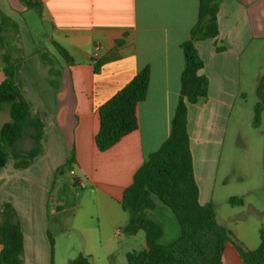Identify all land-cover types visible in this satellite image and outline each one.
<instances>
[{
  "label": "crops",
  "instance_id": "1",
  "mask_svg": "<svg viewBox=\"0 0 264 264\" xmlns=\"http://www.w3.org/2000/svg\"><path fill=\"white\" fill-rule=\"evenodd\" d=\"M14 1L0 0V32L5 39L1 15L19 27L12 14ZM214 1L219 33L196 41L209 89L206 96L189 105L188 131L199 199L203 204L212 202L217 220L227 227V220L219 217L217 198L229 201L249 193L252 182H244L247 174L235 170L234 161L244 128L264 126V0ZM40 2L37 12L50 32L47 43L36 52H26L17 32L12 56L17 62V82L34 116L43 121L45 134L30 165L17 168L15 159L9 158L1 169L0 204L10 202L19 213L25 236L24 264L51 257L47 190L57 178L55 171L66 164L74 149L76 163L71 172L75 183L96 204L88 214H82V206L75 215L77 224L68 228L81 232L83 244L102 245L107 256H112L114 239L121 238L129 220L122 207L124 190L170 134L184 68L181 44L197 23L199 0ZM96 45H100L97 57ZM96 63L100 64L98 71ZM146 66L151 72L150 85L138 105L139 127L112 148L99 151L95 143L99 107ZM3 78L0 56V82ZM259 102L263 111L260 125L255 127L252 112L255 114ZM10 119L9 107L0 108V130ZM254 139L257 145L261 137ZM24 141L28 145L22 151L37 147L31 136ZM235 180H239L236 186H230ZM127 239L123 264H127L128 251L147 247L144 232ZM79 254L88 256L93 264L92 251L82 249ZM225 255L226 250L223 261Z\"/></svg>",
  "mask_w": 264,
  "mask_h": 264
},
{
  "label": "trees",
  "instance_id": "2",
  "mask_svg": "<svg viewBox=\"0 0 264 264\" xmlns=\"http://www.w3.org/2000/svg\"><path fill=\"white\" fill-rule=\"evenodd\" d=\"M30 8L40 11V0H22ZM218 6L214 0H199V17L190 31V38L181 44L184 68L180 77V98L172 120L168 138L159 149L150 154L134 174L133 182L124 190L122 207L129 214L124 232L136 235L145 233L147 247L126 253L127 264H224L223 255L230 243L243 264H264V229L260 230V245L245 248L236 242L232 232L219 223L212 202L201 203L199 186L194 173L193 154L188 131V107L206 96L209 78L203 73L205 61L196 41L215 37L219 33ZM61 53L70 59L67 51L57 42ZM0 51L3 80L0 82V108L9 107L10 121L0 130V171L12 156L17 168L27 167L39 154L44 138V124L35 117L16 79V64L0 32ZM100 64L96 63L98 71ZM150 68H142L109 100L99 107L100 128L95 135L99 151L116 145L124 136L139 127L138 105L146 96L150 85ZM263 105L255 106L253 125L259 127ZM31 136L37 147L26 152L16 150L18 141ZM76 163L74 149L56 173L65 167L72 170ZM77 180L75 179V182ZM155 197L174 213L180 226L179 236L171 243H161L162 225L150 218L148 210L157 206ZM232 205L242 199L231 197ZM50 264H55V238L50 231ZM0 264H24L25 236L15 206L0 204ZM70 264H91L88 256L79 254Z\"/></svg>",
  "mask_w": 264,
  "mask_h": 264
},
{
  "label": "rangeland",
  "instance_id": "3",
  "mask_svg": "<svg viewBox=\"0 0 264 264\" xmlns=\"http://www.w3.org/2000/svg\"><path fill=\"white\" fill-rule=\"evenodd\" d=\"M12 6V14L19 27L9 17L1 15L2 28L7 38L5 41L8 43L9 51L12 54L15 47L13 40L17 36V32L19 43L26 52L38 51L44 43H47L46 38L50 34L49 27L39 18L37 10L30 8L24 1L15 0ZM252 116L254 117V111ZM249 128L251 127L246 126L243 130L245 132L240 140V148L237 152L236 161H234V167L235 170L238 168V172L247 174L244 182H252V187H249L247 195L243 197L234 196L242 199L240 204L232 205L227 199L220 197L217 198V201L219 217L227 220L226 225L232 232L233 239L245 248L253 250L260 245V230L264 229V126L255 130ZM256 135L261 137L260 143L258 141L257 145L254 144ZM252 136L254 138H251ZM25 138L18 141L17 151L26 152L21 150L28 145L24 141ZM76 168H74L75 173L78 172V168ZM56 171L55 177L57 178L47 190L49 229L56 243L55 264H70V260L77 257L82 249L92 251L94 255L93 264H123L125 261L124 251L129 244L127 241L129 235L125 232H121V238L114 239V245L111 247L112 256H107L108 253L104 246L99 244L85 245L82 242L81 232L74 228H68L77 224L79 217L75 219V215L82 206H84L82 214H88L89 211H94L96 203L95 199L87 195L83 186L75 183V175L70 169L65 167L63 173H56ZM238 181H232L230 186H236ZM155 200L157 206L149 211V217L157 219L161 223L165 234L160 241L168 244L179 235L178 221L168 206L161 203L156 197ZM41 253L40 256L42 257L43 254ZM35 264H50V255L41 258ZM224 264H243L236 249L230 243L226 248Z\"/></svg>",
  "mask_w": 264,
  "mask_h": 264
},
{
  "label": "built area",
  "instance_id": "4",
  "mask_svg": "<svg viewBox=\"0 0 264 264\" xmlns=\"http://www.w3.org/2000/svg\"><path fill=\"white\" fill-rule=\"evenodd\" d=\"M99 49H100V45H96V46H95V57L98 56V54H99V53H98V52H99ZM120 232H121V230H118V231H117L118 234H119Z\"/></svg>",
  "mask_w": 264,
  "mask_h": 264
}]
</instances>
